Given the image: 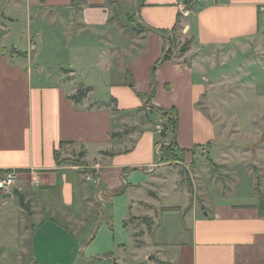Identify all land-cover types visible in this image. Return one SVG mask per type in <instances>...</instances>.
I'll list each match as a JSON object with an SVG mask.
<instances>
[{
	"label": "crops",
	"instance_id": "1",
	"mask_svg": "<svg viewBox=\"0 0 264 264\" xmlns=\"http://www.w3.org/2000/svg\"><path fill=\"white\" fill-rule=\"evenodd\" d=\"M263 24L264 0H0V174L21 189L0 191V264H264V116L220 123L202 104L264 99V59L241 85L224 71ZM171 137L186 160L214 146L228 188L203 180L193 202L162 158ZM70 152L83 166L58 164ZM144 203L158 210L136 229Z\"/></svg>",
	"mask_w": 264,
	"mask_h": 264
},
{
	"label": "rangeland",
	"instance_id": "2",
	"mask_svg": "<svg viewBox=\"0 0 264 264\" xmlns=\"http://www.w3.org/2000/svg\"><path fill=\"white\" fill-rule=\"evenodd\" d=\"M188 4L189 5L187 7V10L190 8H197L196 4L194 7V3L192 1L189 2ZM136 12H137V9H136ZM188 19L190 18H187V21ZM184 31H185L184 29L181 32L177 31L178 33L176 35V37L179 39V46H178L179 52H181V48H186L185 51H191L190 44L192 42V39H191L192 35L191 33L184 35ZM3 32H6V31L1 30L0 28V34H2ZM178 39L176 40L177 42H178ZM169 44L171 45L172 43L170 42ZM245 44H249V45H245L247 50L243 51L242 53H240L239 51V49L240 50L243 49V47L241 46L240 47L237 46L235 50H232L233 52H231V54L233 53V55L231 56L233 57L235 55L236 57L233 58L234 60H232V62L229 64L230 66L224 70V71H231L232 74L234 73L235 75L234 79L236 80L235 84H238V85L242 84V80H241L242 78L240 79L238 78L242 74L241 69L244 67V64H246L248 60H252V62L256 61L255 63H259L260 59H264V24L260 26V30L256 38L254 40L247 41ZM8 53L11 54V50H9ZM255 77L258 80H260L262 75L256 73L254 75V78ZM236 88L234 87L235 90H231L230 92L226 91L227 90L226 87L222 92H218L220 88L214 89V101L213 99H203L202 101V104L211 105V106H206L205 112L208 115L212 114V117L215 119H217V115L220 116V118L218 119V122L220 123L223 118L228 117L230 119L231 115H235L241 120H243L244 118L246 119L247 117L251 119L255 117L257 118L263 117L264 116V99L263 98L260 99L258 96H256V93L253 91L244 90V88H241L240 90H238ZM171 117L173 121H172L170 130H171V133L174 134L175 133V129L173 128L174 115L172 112H171ZM160 126L163 127V132H164V129H165L164 126L163 125H160ZM158 127L156 128L157 131H158ZM225 127H226V124L218 125L217 129L219 133L221 132L220 129L221 128L223 129ZM244 127H246V125ZM259 144L256 146L252 144V146H255V147L253 148L251 146V148L257 149ZM204 148L205 149L203 148L196 149L198 150L196 151L197 152L196 157H193L192 159H190L191 156L187 155L189 159L186 160L185 152L179 150L177 147L174 146L173 140L171 137L169 140V145H167L166 148L164 149V154L166 156L165 157L166 162L169 163V165L166 168L169 169L171 173L175 174V176H173L174 179L178 180V183H180L183 189H185L186 191H189L190 193L196 194L195 198L193 199V202H195L197 205L200 204L201 201L199 200L200 195L198 191L196 192V190L200 188L199 185L201 182H203V180H209L210 178L215 179L218 183L225 186V189H227L228 188L227 186H229L232 183V177H231L232 174L230 173L229 168L226 167V165H219L218 163L214 162V158H215L214 146L212 148H209V145H206ZM236 153L239 155L242 153V151L239 150V151H236ZM62 156L63 154L61 153L58 155V158L60 161L64 160ZM68 156H70L69 158L71 160L81 159L79 152L76 154V156H73L72 153L70 152L68 153ZM194 156H195V153H194ZM76 157H78V159H72ZM69 158H67L66 160H70ZM235 158L239 159V157H237L236 155H235ZM256 158L257 157H255L252 160H248L250 167L256 166L255 165ZM238 162H236V165H238ZM257 177L259 176L257 175ZM19 182H17L16 187L19 185L18 184ZM162 184H165V183L162 182ZM241 184L246 185L247 184L246 179H244V181H241ZM156 194H159V191H156ZM178 200L179 199H176V201ZM152 206L153 205H149V203L142 204L140 207V211L137 212V215L133 216L132 222L134 224L137 223L136 229L139 226L142 227L143 224H148L151 221V220L149 221L147 215L145 214L153 213L154 211L158 210L156 209L157 205H155L154 208ZM143 233L144 232L140 230L136 234L138 237H140L143 235ZM137 242L142 244V242L140 241H137Z\"/></svg>",
	"mask_w": 264,
	"mask_h": 264
},
{
	"label": "built area",
	"instance_id": "3",
	"mask_svg": "<svg viewBox=\"0 0 264 264\" xmlns=\"http://www.w3.org/2000/svg\"><path fill=\"white\" fill-rule=\"evenodd\" d=\"M158 132L163 134V127H158ZM162 146L158 145L157 155L161 156ZM20 181V175L17 172H5L0 174V191L7 197L14 196L17 191H21L16 187L17 182Z\"/></svg>",
	"mask_w": 264,
	"mask_h": 264
},
{
	"label": "trees",
	"instance_id": "4",
	"mask_svg": "<svg viewBox=\"0 0 264 264\" xmlns=\"http://www.w3.org/2000/svg\"><path fill=\"white\" fill-rule=\"evenodd\" d=\"M185 49L186 48H181V52H185ZM167 58H168L167 55H165L164 58L162 59V61L166 60ZM83 97H85V94L83 92H81L78 95L74 96L72 99L75 101V103H79V101L81 99H83ZM165 114L170 117V122H168V123H171V125H172V121L173 120H172V117H171V112L170 113H165ZM165 126H167V125H165ZM173 128L174 129L177 128V118L175 116H174ZM114 137H117V136L114 135ZM173 144H174V142H173ZM174 146H175V144H174ZM83 153H82L81 157L83 156ZM165 157L166 156L164 154L162 158H165ZM165 160H166V158H165ZM62 163L71 164V165L80 166V167L83 166L81 160H71L70 159V160H65L63 162H60V161L58 162V164H62ZM21 200H22V205H24V199L21 198Z\"/></svg>",
	"mask_w": 264,
	"mask_h": 264
}]
</instances>
